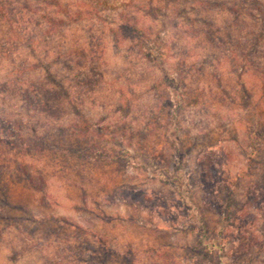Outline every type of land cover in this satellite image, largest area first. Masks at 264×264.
Segmentation results:
<instances>
[{
	"label": "rangeland",
	"instance_id": "374dc122",
	"mask_svg": "<svg viewBox=\"0 0 264 264\" xmlns=\"http://www.w3.org/2000/svg\"><path fill=\"white\" fill-rule=\"evenodd\" d=\"M261 2L0 0V264H264Z\"/></svg>",
	"mask_w": 264,
	"mask_h": 264
},
{
	"label": "trees",
	"instance_id": "16d2710c",
	"mask_svg": "<svg viewBox=\"0 0 264 264\" xmlns=\"http://www.w3.org/2000/svg\"><path fill=\"white\" fill-rule=\"evenodd\" d=\"M3 4L4 5L0 4V18L6 19L7 23H16V22H18L17 19H14V17H13L14 15H12V12H11L14 9L11 10L9 7H7V4L6 3H3ZM258 4L261 5V6H263V3L260 4L259 3V0H256V5H258ZM9 10H10V13L8 12ZM252 17L254 18V19L252 18L253 21L254 22H257V17H255V16H252ZM257 24H259V22H257ZM262 24H263V26L261 25V27H264V21H263ZM259 27H260V24H259ZM22 33H20L19 30L13 29V27H9V30H8V34H9L8 35V40H10V38H12L14 36V39H16V41H18V43H22V42L23 43H26L27 42L26 45L30 44L28 42H31L32 41V38L30 37L29 33H24V34H22ZM26 96H28V95H26ZM27 98H29V100L32 101L31 97L28 96Z\"/></svg>",
	"mask_w": 264,
	"mask_h": 264
}]
</instances>
